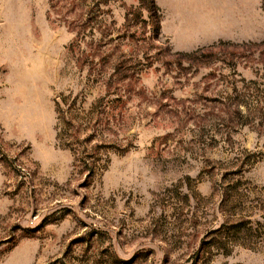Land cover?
Here are the masks:
<instances>
[{
    "label": "rangeland",
    "instance_id": "374dc122",
    "mask_svg": "<svg viewBox=\"0 0 264 264\" xmlns=\"http://www.w3.org/2000/svg\"><path fill=\"white\" fill-rule=\"evenodd\" d=\"M212 2L178 47L147 0H0V264H264L262 0Z\"/></svg>",
    "mask_w": 264,
    "mask_h": 264
},
{
    "label": "crops",
    "instance_id": "0c3cea01",
    "mask_svg": "<svg viewBox=\"0 0 264 264\" xmlns=\"http://www.w3.org/2000/svg\"><path fill=\"white\" fill-rule=\"evenodd\" d=\"M164 10L161 30L171 36L178 47L187 46L188 42L200 41L202 44L215 40L214 34L220 29V19L215 20L213 0L207 6V16L200 22L197 20L198 0H156ZM209 17V18H207ZM220 18V14H219ZM198 31L203 33L198 34ZM188 33V34H186ZM186 41V43H185Z\"/></svg>",
    "mask_w": 264,
    "mask_h": 264
},
{
    "label": "trees",
    "instance_id": "16d2710c",
    "mask_svg": "<svg viewBox=\"0 0 264 264\" xmlns=\"http://www.w3.org/2000/svg\"><path fill=\"white\" fill-rule=\"evenodd\" d=\"M148 1V6H147V9L149 10L150 12V17H155L156 14L155 13H158L159 12V9L158 7L156 6L154 0H147ZM262 9L264 11V0H262ZM160 17L159 15L156 16V20H155V32H156V35L159 34L160 32ZM222 42L221 40L218 41L217 43H220ZM216 43H213L207 47L209 48H213L214 45ZM203 49H207L206 47H198L196 48L195 50H192L190 52H186L185 55L188 57V58H197L198 54L203 50Z\"/></svg>",
    "mask_w": 264,
    "mask_h": 264
}]
</instances>
